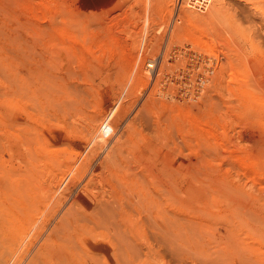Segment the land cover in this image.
I'll return each instance as SVG.
<instances>
[{"label": "rangeland", "instance_id": "374dc122", "mask_svg": "<svg viewBox=\"0 0 264 264\" xmlns=\"http://www.w3.org/2000/svg\"><path fill=\"white\" fill-rule=\"evenodd\" d=\"M0 214V264H264V0H0Z\"/></svg>", "mask_w": 264, "mask_h": 264}, {"label": "bare ground", "instance_id": "6f19581e", "mask_svg": "<svg viewBox=\"0 0 264 264\" xmlns=\"http://www.w3.org/2000/svg\"><path fill=\"white\" fill-rule=\"evenodd\" d=\"M209 45V44H208ZM214 53V52H213ZM152 60L154 61L155 59L154 58H152ZM152 60H150V61H152ZM151 68V67H150ZM31 73V72H30ZM31 75V74H30ZM36 98V97H35ZM70 115V114H69ZM94 129V128H93ZM137 132V131H136ZM136 135V134H135ZM40 138V137H39ZM118 139V138H117ZM129 139V138H128ZM115 140V139H114ZM96 141V140H95ZM30 142H32V141H30ZM111 142V141H110ZM126 142V141H125ZM145 144H148V143H145ZM31 145V144H30ZM109 145H110V143H109ZM111 147V146H110ZM119 147V146H118ZM119 149V148H118ZM23 150H25V149H23ZM27 150V149H26ZM32 150V149H31ZM117 150V149H116ZM121 151V150H120ZM121 153V152H120ZM134 153V152H133ZM106 155H104L105 157L103 158L104 160H102L103 161V164L105 163H109L110 161H117V159H118V153H117V151H115V149H114V147L112 148V149H110L109 150V152L108 153H105ZM117 156V157H116ZM33 157V156H32ZM126 159V158H125ZM105 161V162H104ZM119 161V160H118ZM131 163V161H128V163ZM117 163H119V162H117ZM110 164H113V163H110ZM116 164V163H115ZM124 164V163H123ZM33 165V164H32ZM109 165V164H108ZM104 166H106V167H108L107 165H104ZM104 166H102V165H100V167H104ZM113 166H114V164H113ZM127 167H128V165H126ZM132 166V165H131ZM122 167V166H121ZM120 167V168H121ZM129 167H130V165H129ZM26 169H27V167H26ZM91 169V168H90ZM110 169H111V167H109V171H110ZM119 169V168H118ZM122 169V168H121ZM134 170V169H133ZM102 171L104 172V169H102ZM106 171H108V169L106 168ZM99 172V171H98ZM88 173H90V172H88ZM102 173V172H101ZM118 173V172H117ZM113 174V172L111 173V175ZM127 174V173H126ZM123 175V174H122ZM94 176V175H93ZM130 176V175H129ZM92 178V177H91ZM113 178V177H112ZM111 177H110V179L111 180H114L116 177H114V179H112ZM140 178V177H139ZM138 179V178H137ZM142 179V178H141ZM119 180V179H118ZM7 181V180H6ZM120 181V180H119ZM86 182V181H85ZM116 183L118 182L117 181V179H116V181H115ZM127 181H125V183H126ZM88 183H89V180H88ZM130 182L128 181V183L126 184L127 185V189L129 190V192H130V190H131V193H133V191L136 189V184H135V180H134V184H132L133 182H132V180H131V183H130V186H128V184H129ZM15 184V183H14ZM119 184H121L120 182H119ZM118 184V187H120V185ZM5 184H3L2 186H4ZM13 186H15V185H13ZM92 186V185H91ZM122 186V185H121ZM8 187V186H7ZM134 189H133V188ZM147 187H148V185H147ZM92 188V187H91ZM8 189H10V188H8ZM13 190H16V189H14V188H12ZM11 189V190H12ZM93 189H95V188H93ZM124 189V188H123ZM12 190V191H13ZM99 190V189H98ZM137 190V189H136ZM139 191V190H138ZM126 193V192H125ZM138 194H140V191H139V193ZM137 193H136V195H138ZM125 195V194H124ZM141 195V194H140ZM14 196H15V193H14ZM130 196H131V194H130ZM154 196V195H153ZM79 196L77 195V196H75L74 197V202L75 203H78V204H80L81 205V208H82V211H83V213L81 212H76V213H78V214H74L75 216H73V213H70V215H69V218H68V221H69V223L70 224H73V222L74 221H76V222H78L79 220L78 219H82L83 217V219L85 220L86 218H89L90 216H93L95 219H96V217L93 215V214H91V215H88L90 212H88L87 211V209H85L86 207H85V204H83V203H79L80 201H79V198H78ZM132 197V196H131ZM140 197H142V196H140ZM139 197V198H140ZM7 198V197H6ZM14 198V197H13ZM133 198L134 199H132L133 200V202L131 201V202H127V200H126V202H125V204H124V202H122V201H115V199H114V201H113V203H110V202H104V203H101V199H99L98 198V202L96 203L98 206H101L102 205V209L103 210H106L107 212H108V215H110V214H114V213H118V214H116V216H120V219H118V220H120V222L122 221V223L124 222V225H126V224H129L130 223V215H131V213H130V210L132 209V207L134 208V209H137V206H139L138 204V202H136L135 203V197H134V195H133ZM147 198V197H146ZM9 199V198H8ZM8 199L6 200V201H8ZM145 199V198H144ZM14 200V199H13ZM17 200V199H16ZM103 200H105V199H103ZM107 200V199H106ZM105 200V201H106ZM135 200V201H134ZM15 201V200H14ZM13 201V202H14ZM111 201V202H112ZM137 201H138V199H137ZM18 202V201H17ZM115 202H117L116 204H115ZM141 202V201H140ZM147 202V201H146ZM149 202H151L150 200H149ZM11 203H12V201H11ZM95 203V202H94ZM106 203V204H105ZM18 204V203H17ZM96 204H95V206H96ZM108 205V206H107ZM15 206V205H14ZM70 206V205H69ZM68 206V207H69ZM146 206L147 207H149V205H147L146 204ZM4 207V206H3ZM85 207V208H84ZM94 207V206H93ZM142 207V206H141ZM152 207V206H151ZM18 208V207H17ZM70 208V210L73 208H71V207H69ZM69 208H67V209H69ZM139 208V207H138ZM22 209V208H21ZM75 209V208H74ZM99 209V208H98ZM102 210V211H103ZM148 210V209H147ZM74 211V213H75V210H73ZM93 211V210H92ZM99 211V210H98ZM70 212H72V211H70ZM94 212H96L95 214L97 215V210L96 211H94ZM69 214V212L67 211H65V213H63V214ZM93 213V212H92ZM110 213V214H109ZM99 214V213H98ZM100 215V214H99ZM99 215H97V217L99 216ZM112 215H110L112 218H113V216ZM115 215V214H114ZM0 216H1V214H0ZM67 216V215H66ZM65 216V217H66ZM65 217H64V220H66L65 219ZM115 217V216H114ZM136 217V216H135ZM134 217V218H135ZM103 218H105V217H103ZM108 217H106L105 218V220L107 219ZM93 219V218H92ZM114 219V218H113ZM116 219H117V217H116ZM74 220V221H73ZM94 220V219H93ZM92 220V221H93ZM99 220V219H98ZM115 220V219H114ZM145 220V219H144ZM67 221V222H68ZM107 221V220H106ZM111 221H112V219H111ZM60 222H62V221H60ZM67 222H66V224H67ZM94 222H95V220H94ZM99 222V221H98ZM101 222H102V220H101ZM114 222V221H113ZM119 222V221H118ZM111 223V222H110ZM115 223V222H114ZM114 223H113V225H114ZM154 223V222H153ZM62 224V223H61ZM60 224V225H61ZM65 224V225H66ZM107 224V223H106ZM150 224V223H149ZM63 225V224H62ZM64 225V226H65ZM118 225V226H117ZM104 226V225H103ZM108 226V225H107ZM115 226L116 227H119V228H121V224H117V222H116V224H115ZM56 227H58V225L56 226V225H54V227L51 229V231H54L55 229H56ZM4 228V227H3ZM119 228H117V229H119ZM122 229V228H121ZM8 230V228H5V229H2L1 228V226H0V232L2 233V232H5V231H7ZM58 230V229H57ZM50 231V230H49ZM48 231V232H49ZM56 231V230H55ZM55 231H54V233H55ZM112 231V230H111ZM9 232H12V233H15V231H14V229H10L9 230ZM17 232V231H16ZM68 232V231H67ZM114 233H115V231H113ZM124 232V231H123ZM166 232H167V230H166ZM165 232V233H166ZM117 233V232H116ZM115 233V234H116ZM127 233V232H126ZM48 234H50V233H48ZM128 235V234H127ZM115 236V235H114ZM116 236H117V234H116ZM121 234H120V238H121ZM13 238V237H12ZM115 238V237H114ZM119 238V239H120ZM129 238V237H128ZM14 239V238H13ZM116 239H117V237H116ZM122 240H124L123 238H121ZM113 245V244H112ZM116 245H117V243H116ZM174 245V244H173ZM5 246V245H4ZM3 246V247H4ZM14 246V245H13ZM5 248V247H4ZM6 249V248H5ZM59 251V250H58ZM63 251V250H62ZM123 252V251H122ZM3 254V253H2ZM8 254V253H7ZM12 254V253H11ZM63 254V253H62ZM9 255V254H8ZM125 255V254H124ZM131 255V254H130ZM117 257V256H116ZM67 258V257H66ZM1 259V258H0ZM62 260V259H61ZM122 261V260H121ZM126 262V261H125ZM62 264V263H61Z\"/></svg>", "mask_w": 264, "mask_h": 264}, {"label": "built area", "instance_id": "2783aa9c", "mask_svg": "<svg viewBox=\"0 0 264 264\" xmlns=\"http://www.w3.org/2000/svg\"><path fill=\"white\" fill-rule=\"evenodd\" d=\"M200 1H202V0H200ZM147 64L149 67H153L155 64V61H148Z\"/></svg>", "mask_w": 264, "mask_h": 264}]
</instances>
